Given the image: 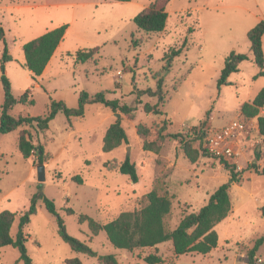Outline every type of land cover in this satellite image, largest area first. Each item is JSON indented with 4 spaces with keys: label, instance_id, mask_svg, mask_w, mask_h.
<instances>
[{
    "label": "rangeland",
    "instance_id": "374dc122",
    "mask_svg": "<svg viewBox=\"0 0 264 264\" xmlns=\"http://www.w3.org/2000/svg\"><path fill=\"white\" fill-rule=\"evenodd\" d=\"M15 1L23 6L8 10L7 14L0 13L13 57L5 63L4 71L0 68V116L4 102L3 73L9 77L16 97L30 90L35 100L34 104H16L11 110L16 117L45 115L52 101H63L68 107L77 108L81 91L90 95L108 91L107 98H118L121 104L136 110L131 117L113 112L101 103H87L85 116L73 126L59 111L43 133L36 126L25 125L9 133L0 132V211H24L29 208L31 198L42 192L54 200L72 236L87 242L99 254H114L119 264H148L144 258L149 254L161 255L164 260L161 264H248L249 249L264 235L260 210L264 205V174L248 168L253 163L264 168V135L260 134L257 117L244 118L241 105L264 88V75H260L261 70L254 62L248 38V31L264 19V0H170L165 29L153 33L141 30L133 18L154 0L117 2L107 6L105 14L97 11L96 17L80 29L82 34L79 23L72 24L47 70L37 80L23 66V44L48 27H56L58 21L66 19L71 7L46 5L47 0ZM4 6L5 0H0L1 11ZM4 46L5 43H0V65ZM95 47L99 53L93 60L75 63L73 54L78 49ZM180 47L183 51L172 58L173 66L164 70L167 55ZM233 50L247 54L248 59L230 76V84L219 89L225 57ZM161 77L165 79L164 94L150 96L148 91L156 89ZM160 96L165 100L158 103ZM146 103H158L161 113L145 112ZM116 113L120 114L128 141L105 152L103 138L118 119ZM260 115H264V107ZM235 120L243 125L237 142L242 154L230 163L209 152L195 163L190 162L180 147V137H168L159 153L143 148L144 140L153 143L162 127L165 134L181 133L198 147L201 140L194 139V133L202 122L205 127L221 128ZM23 129L31 131L35 144L45 147L43 181L38 179L37 152L26 159L19 150L18 136ZM202 144L205 147L204 140ZM256 152L262 154L258 161ZM127 156L137 165L138 182L105 166L107 161L121 162ZM234 173L240 181H230ZM77 174L83 183L74 179ZM226 182L232 211L216 225L219 244L208 254L175 255L170 241L133 251L119 249L110 243L105 231L95 235L87 222L78 220L80 214H87L101 223L108 222L123 211L144 206V195L155 188L171 197L172 209L166 217V226L172 230L185 214L198 211ZM69 207L75 214L67 213ZM18 229L19 216L12 226L14 237ZM24 232L28 253L35 264H64L70 257H79L85 264H98L97 257L74 251L61 238L57 219L42 198L38 199L37 213ZM19 257L18 248L0 246V264H24ZM255 260L256 264H264V244Z\"/></svg>",
    "mask_w": 264,
    "mask_h": 264
},
{
    "label": "trees",
    "instance_id": "16d2710c",
    "mask_svg": "<svg viewBox=\"0 0 264 264\" xmlns=\"http://www.w3.org/2000/svg\"><path fill=\"white\" fill-rule=\"evenodd\" d=\"M116 1H130V0H116ZM170 0H154L149 6L142 9L134 18L133 21L137 26L147 32L163 31L167 24L168 11L167 5ZM69 24L65 23L56 28L49 29L40 36L31 39L23 44V51L25 55V62L23 66L26 67L33 76L34 80L41 76L51 60L54 52L60 43L64 40ZM264 19L248 31V38L250 40V51L253 54L255 64L260 68V75H264ZM5 43L2 63L0 68L5 70V63L13 59L9 53L8 45L6 43V30L0 25V43ZM188 42V38L184 41V46ZM182 47L172 50L167 56V63L164 70L173 66L172 58L182 52ZM99 53V48H82L78 49L74 54L76 64L85 63L93 60ZM248 59V55L236 51H231L225 57V64L222 68L220 77L218 79V88L223 85L230 84V76L239 71V65ZM157 75H160L158 73ZM4 89V102L1 108L0 116V132L9 133L17 130L20 126H36L37 131L43 133L50 125V122L55 118L59 111H62L69 122V125L78 121L85 116V105L87 103H101L112 109L113 112H122L133 116L132 111L136 108L128 104H121L118 98L109 99L106 97L108 91H101L94 95H90L86 91H81L79 95V104L77 108L68 107L63 101H52L51 107L47 114L38 116H14L11 113L13 107L18 104H34L35 100L30 95V90H26L20 97H16L12 91V85L9 77L3 73L1 76ZM165 79L161 77L157 82L155 90L148 91L150 96L163 95V85ZM165 100V97L160 96L159 102ZM151 105L146 103L144 111L150 113H161L159 104ZM264 107V88L252 99L244 102L241 105V114L244 118L257 117L259 123V131L264 135V115H260L261 109ZM142 126H138L141 131ZM163 127L158 130L157 138L153 143L146 140L143 142V148L146 151L159 152L163 143L168 137L180 139V147L185 156L190 162L195 163L199 157L207 155L208 151L203 147V135L205 134V122L194 133V139L201 140L200 145L195 147L191 139L187 138L181 133L165 134ZM128 135L126 130L118 118L107 129L103 138V151L110 152L119 147L123 143H127ZM18 147L24 158H29L34 151L37 152L39 163L43 164L46 160L47 154L43 144H35L33 141V134L28 129L20 131L18 136ZM256 160L262 158V154L255 153ZM105 166L109 170H118L120 173L128 175L133 182H138L139 174L137 165L131 161L127 156L121 162H105ZM229 167H232L229 165ZM257 174H264V168L259 167L257 163L248 166ZM238 174L234 173L233 181L237 182L240 179ZM74 179L82 182L79 174L74 176ZM42 198L45 202L47 210L56 217L59 225V234L61 238L67 242L71 248L80 253L89 256L97 257L98 264H119L117 257L114 254H99L87 242L82 241L72 236L66 229L64 219L60 215L53 199H50L42 192L35 194L31 198L28 209L15 212L11 210L0 211V246L11 245L18 248L20 252L19 260L24 264H35L28 253L26 246L25 228L31 221V217L37 213L38 199ZM146 204L139 209L128 210L121 212L116 218L101 223L92 216L87 214H80L78 220L80 223L87 222L93 234H98L105 231L107 239L115 247L133 251L137 248L156 247L158 244L170 241L172 251L175 255H182L186 253H200L208 254L215 249L219 244V234L215 229L216 225L225 220L232 211V200L229 193V183L221 184L209 197L208 201L195 212L185 214L178 225L169 230L166 226V217L170 214L172 209V200L167 194H161L157 189L153 188L144 195ZM261 215L264 217V205L261 207ZM68 214H75L72 207L67 208ZM19 216V229L17 235H12V226L16 217ZM264 244V235L258 237L254 245L248 251V264H256L255 256L259 248ZM145 261L148 264H161L163 258L159 254H149L145 256ZM64 264H85L79 257H70L65 259Z\"/></svg>",
    "mask_w": 264,
    "mask_h": 264
},
{
    "label": "crops",
    "instance_id": "0c3cea01",
    "mask_svg": "<svg viewBox=\"0 0 264 264\" xmlns=\"http://www.w3.org/2000/svg\"><path fill=\"white\" fill-rule=\"evenodd\" d=\"M117 2H120V1H116V0H61V1L47 0L45 4L46 5H57V6H60V5L70 6L71 9H70L66 19H62V21H58V23H56V25H54V26L58 27V26H60V24L62 22V23L69 24L68 28H70L72 24L78 22L80 25L79 34H82V32H80V29L87 26L89 20L96 17L97 11L101 10L103 12V14H105V12H107V9H106L107 6L112 7ZM121 2H124V1H121ZM41 4L44 5V2ZM22 6L23 5L17 4V2L15 0H5L4 10L3 11L0 10V13L7 14L8 10H12L13 8H21ZM34 6L38 7L39 3H34ZM1 18L2 17H0V25H2L4 27V25L1 21ZM101 18H102V20L104 19L102 16H101ZM58 19H59V16H58ZM53 24H55V23H53ZM56 27H53V28H56ZM53 28L48 27L45 31H41L42 33H40V34H43L47 30L53 29ZM66 34H67V32H66ZM61 43H60V45H61ZM58 48H59V46H58ZM50 61L47 65L46 69L44 70V72L47 70V68L50 64ZM153 153H159V152H153ZM176 158H177V151L175 149L174 150V156H173L174 161L176 160ZM230 214H231V212H230Z\"/></svg>",
    "mask_w": 264,
    "mask_h": 264
},
{
    "label": "built area",
    "instance_id": "2783aa9c",
    "mask_svg": "<svg viewBox=\"0 0 264 264\" xmlns=\"http://www.w3.org/2000/svg\"><path fill=\"white\" fill-rule=\"evenodd\" d=\"M242 130L243 125L239 120L221 128L206 126L203 135L205 148L210 154L226 163L233 162L242 154V147L237 143L238 135Z\"/></svg>",
    "mask_w": 264,
    "mask_h": 264
},
{
    "label": "water",
    "instance_id": "95a60500",
    "mask_svg": "<svg viewBox=\"0 0 264 264\" xmlns=\"http://www.w3.org/2000/svg\"><path fill=\"white\" fill-rule=\"evenodd\" d=\"M117 117L119 118L120 117V114L119 113H116ZM46 178V167L44 164H40L38 166V179L40 181H43L45 180ZM230 181H233L232 179H230Z\"/></svg>",
    "mask_w": 264,
    "mask_h": 264
}]
</instances>
